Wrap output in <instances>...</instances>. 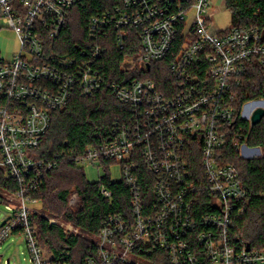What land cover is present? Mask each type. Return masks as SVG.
Here are the masks:
<instances>
[{
    "label": "built area",
    "instance_id": "1",
    "mask_svg": "<svg viewBox=\"0 0 264 264\" xmlns=\"http://www.w3.org/2000/svg\"><path fill=\"white\" fill-rule=\"evenodd\" d=\"M76 3L0 0V22L20 43L10 59L0 50V167L17 183L1 192L8 215L0 226V245L22 233L34 264H75L57 258L39 240L35 213L67 237L84 234L36 206L42 201L33 194L57 167L37 150L53 111L74 96L109 89L131 112L115 119L109 137L97 134L77 164L118 163L131 214L103 220L89 236L96 251L82 264L139 263L145 256H153L152 264H264V248L253 249L235 234L246 191L237 167L225 161L228 144L244 158L262 155L247 138L253 114L264 109V96L243 103L241 98L251 65L264 69V29L234 24L211 31L219 12L215 0H122L91 17L93 43L66 54L58 41ZM134 33L139 51L123 63L144 76L127 83L110 79L101 67L109 48L103 41L113 37L121 51L136 48L130 42ZM164 61L171 82L161 89L145 74L153 63V70L164 69L158 65ZM101 192L111 195L105 185ZM79 204V193L72 191L68 208L74 211Z\"/></svg>",
    "mask_w": 264,
    "mask_h": 264
},
{
    "label": "trees",
    "instance_id": "2",
    "mask_svg": "<svg viewBox=\"0 0 264 264\" xmlns=\"http://www.w3.org/2000/svg\"><path fill=\"white\" fill-rule=\"evenodd\" d=\"M121 1L77 0L70 10L65 31L58 41V50L71 54L83 45L93 43L94 39L89 31L91 17L114 8ZM225 6L232 11L234 24L258 25L264 29V0H225ZM258 8L261 11L256 15ZM130 42L136 44V48H125L121 51L115 47L113 37L103 41L109 48L101 67L110 79L127 83L131 79L144 76L136 70H127L124 66L125 56L139 51V38L136 33ZM167 62L158 63L164 66L161 71L156 70L159 67L157 65L153 70V63L151 70L145 74V77L155 79L161 89L171 82ZM261 96H264V69L259 64H253L244 81L241 103ZM130 112L109 89L101 90L91 97L74 96L67 106L53 111L50 128L37 150V155L56 161L57 167L46 173L42 187L33 197L42 201L44 212L72 222L84 234L67 237L60 226L50 225L43 214L35 213L33 218L37 223L39 240L57 258L82 264L96 251L89 236L99 231L103 220L110 214H131L129 190L123 180H111V162L104 163L106 174L99 182L94 183L87 180L84 168L77 164V159L85 148L96 142L97 134L109 137L115 119L120 116L127 117ZM247 142L250 146L260 147L262 155L257 158H244L228 144L225 161L237 167L246 191L242 202L244 214L236 222L235 234L245 239L251 248L260 250L264 248V117L254 124ZM101 185L107 187L111 192L110 196L101 192ZM16 187L17 183L7 178L4 169L0 167V202L5 203L1 191H12ZM72 191H77L80 195V204L74 211L68 208V198ZM147 192L152 194L150 189ZM66 252H70V255L67 256ZM152 259L153 256H145L142 262L131 264H152Z\"/></svg>",
    "mask_w": 264,
    "mask_h": 264
},
{
    "label": "rangeland",
    "instance_id": "3",
    "mask_svg": "<svg viewBox=\"0 0 264 264\" xmlns=\"http://www.w3.org/2000/svg\"><path fill=\"white\" fill-rule=\"evenodd\" d=\"M215 2L217 3L216 6L218 7L219 12L215 14L214 25L211 31L222 30L233 26L232 13L227 9L224 1L215 0ZM19 47L20 43L16 32L0 22V50H2L5 58L10 59ZM83 168L87 180L92 183L99 182L101 177L106 174L104 164L101 167L86 165ZM109 172L113 182H119L122 180L121 166L118 163H112ZM41 205L42 203L40 205L37 204L36 206L39 208ZM44 213L53 216L47 211ZM7 215L8 210L6 204L0 202V226L5 221ZM57 218L61 217L58 216ZM8 262L9 264H34L24 234L14 233L0 245V264H8Z\"/></svg>",
    "mask_w": 264,
    "mask_h": 264
},
{
    "label": "water",
    "instance_id": "4",
    "mask_svg": "<svg viewBox=\"0 0 264 264\" xmlns=\"http://www.w3.org/2000/svg\"><path fill=\"white\" fill-rule=\"evenodd\" d=\"M264 117V109L263 108H259L255 111V113L252 116V122L253 124H257L259 123ZM258 152L260 151V148H258L257 150ZM9 264V262H8Z\"/></svg>",
    "mask_w": 264,
    "mask_h": 264
}]
</instances>
